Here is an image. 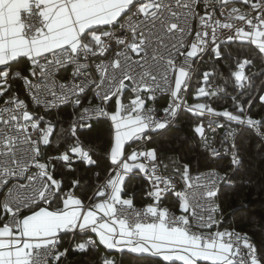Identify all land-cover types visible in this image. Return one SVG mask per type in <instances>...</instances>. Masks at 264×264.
Here are the masks:
<instances>
[{"label":"snow or ice","instance_id":"snow-or-ice-1","mask_svg":"<svg viewBox=\"0 0 264 264\" xmlns=\"http://www.w3.org/2000/svg\"><path fill=\"white\" fill-rule=\"evenodd\" d=\"M235 42L241 45L234 52ZM205 56L213 66L201 73ZM261 57L264 0H0V264H62L70 250L87 254L100 247L161 264H264V251L247 233L222 227L218 202L243 166L231 125L264 126L249 114L253 99L264 105V95L245 102L231 97L234 111L187 105L182 95L194 75H201L196 100L223 94L229 80L233 90L251 88L254 77L264 76V70L249 74ZM224 59L230 61L225 88H214L210 78ZM13 81L27 99L12 91ZM158 94L170 97L162 116L149 106ZM61 106L71 107L72 118L57 134L46 116ZM182 107L226 118L232 139L219 149L207 134L215 132L214 121L192 129L211 162L228 158L222 172L193 178L188 163L147 147ZM101 121L109 125L103 156L80 137ZM99 159L109 166L103 176L94 173L99 182L90 195L78 179L65 185L74 164L100 168ZM132 175L148 184L151 203L140 208L126 198ZM169 193L180 215L161 206ZM68 234L72 241L63 248ZM96 264L118 262L102 254Z\"/></svg>","mask_w":264,"mask_h":264},{"label":"trees","instance_id":"trees-1","mask_svg":"<svg viewBox=\"0 0 264 264\" xmlns=\"http://www.w3.org/2000/svg\"><path fill=\"white\" fill-rule=\"evenodd\" d=\"M241 42H235L231 45V50L236 51ZM254 47V46H253ZM243 52L249 53V46L245 42L243 44ZM256 52L253 50L250 57H255ZM241 58H244L243 56ZM256 66L253 73H258L263 70L262 57L253 59ZM230 61L223 60L226 71H221V80L228 79ZM264 80V76L254 77V86L242 91L233 90L234 85L232 81H228L225 96L213 101L217 109H234L233 100L231 97L235 96L242 102L247 101L262 95L259 88ZM14 88L21 91V83L14 82ZM247 107V104H245ZM250 113L260 119H264V105L258 99H253ZM52 117L57 115L52 114ZM72 118L70 107H64L59 111L58 121L56 124V133L58 134L61 128L67 129V123ZM200 118L184 113L181 118L180 127L172 129L162 136L154 138L151 146L157 148L158 154L161 157L177 158L181 163H188L190 171H197L206 168H220V165L228 163V158H221L216 162H211L206 153L200 147V141L194 135L192 129L195 124L199 123ZM264 129V126H262ZM109 125L101 121L93 123L90 131H83L80 133L81 139L87 138V141L95 149L97 153L103 156L108 145ZM53 137V147H55V139ZM103 144V147L98 145ZM237 149L243 161L242 168L232 177L236 182L235 187L227 188L220 194V202L224 214L235 210V214L224 223L225 227H234L236 230L247 232L253 239L258 251H264V145L255 136V134L248 128L243 129L237 138ZM64 149L61 148L60 151ZM49 154H54L52 149H48ZM96 157L94 156V159ZM167 162V160L165 161ZM100 168L87 167L82 164H74L75 171L67 172L64 177V183L67 186L72 180L78 179L81 184H87V189L90 195L99 182L94 173L100 172L103 176L109 166V161L106 159H99ZM60 166L58 165V168ZM133 178L132 185L127 189V195L134 198L135 203H144L146 201V194L148 184L139 176H130ZM79 194V191L77 192ZM174 209L178 210V204L174 201L171 204ZM69 237L64 236L62 247H69ZM78 241V237H77ZM106 255L109 258H115L118 264H161L160 258L150 257L148 255L137 256L127 252L117 253L115 251H106L100 247L98 251H90L87 254L69 251L63 264H96L101 255ZM181 264V262H175ZM198 264H210V262L198 261Z\"/></svg>","mask_w":264,"mask_h":264},{"label":"built area","instance_id":"built-area-1","mask_svg":"<svg viewBox=\"0 0 264 264\" xmlns=\"http://www.w3.org/2000/svg\"><path fill=\"white\" fill-rule=\"evenodd\" d=\"M262 62H263V70H264V57H262ZM217 65H218V63L215 65V67H216V69H217V73H218V75L215 76V77L210 78V81H211V84H212V86H213L214 88L218 87V88L224 89V88H225L224 82L220 79L221 76H222V75H221V71L218 69ZM212 66H213V65H212V62H211V58L208 57V56H205V57H204V63L199 64L200 72L202 73L203 71L210 69ZM255 68H256V66H255V64H254V62H253V65H252L251 69H249V74L253 73L254 70H255ZM200 81H201V75H194L192 81L190 82V89H189V91L182 93V95L184 96V98H185V100H186L187 105H192V104H195V103H206V104H209L212 108H214V106H213V101L216 100V99H219V98L224 97L226 91H225L223 94L218 95V96H212V97L207 98V99L196 100V99L194 98V93H195V91H196V88L199 86V82H200ZM263 81H264V80H263ZM235 90H236V91H242V90H244V89L236 88ZM10 94H11V93H10ZM17 94H18V93H17ZM19 96H20L21 99H27V97H23V96H21V95H19ZM3 101H4V98H0V105L3 104ZM169 102H170V97H169L167 94H158V95H157V99H156V101H155V102H151V101H150V102H149V106H153V107H155L156 109L160 110V113H159V114L162 116V115H163V113H162V109H163L164 107H166V106L169 104ZM68 107H70V106H68ZM62 108H64V106H61L59 109H54V110H52V111L46 116V119H50V120H52V121L55 123V125H56V124H57V121H58V116L54 118V117H52L51 115H52V114L57 115V114L59 113V111H60ZM70 108H71V107H70ZM214 109L217 110V111H223L225 108H224V109H216V108H214ZM31 110H35V111H38V112H42V110L39 109V108H35V109H31ZM184 113H189V114H192V115H194V116H196V117L202 119V123H204L206 126H207V124L209 123L210 120H211V121H214V123L212 124V127H213L214 129H216L215 132H210V131L207 132V134H208L210 140H212V141L214 142V143H213V146H214V147H216V148H218V149L221 148V143L225 140L226 137L228 138L229 142H231V139H232V138L227 136V134H228V132H229V126H228V123H227L226 118H224V117H214V116H210V115H208L207 113H206L203 117H200V116H198V115H196V114H194V113L189 112V111H188L186 108H184V107H182L180 110H178L177 117L175 118L173 124H172L167 130H164V131H162L161 133H158V134H152V135H153V139L156 138V137H158V136H162V135H164L165 133H167L168 131H170V130H172V129H177V128H179V127H180V124H181V118H182V116H183ZM249 114H250L253 118L260 119V118H257V117H255V116H253L251 113H249ZM200 123H201V122H200ZM217 124H224L225 127H224L223 129H221V128H217V127H216ZM231 128L236 129V132L238 133V134L235 136V143H236V146H237V138H238L239 133H240L243 129L247 128V127L238 128V127L236 126V124L233 122L232 125H231ZM248 129H250V128H248ZM206 130H207V129H206ZM250 130L255 134V136H256V137L261 141V143L264 145V129H263V127H259L258 129H250ZM153 139H152V140H153ZM224 146L226 147L227 145H224ZM147 147L152 148L153 146H151V143H149V144H147ZM200 147H201V145H200ZM201 149L204 151V149H203L202 147H201ZM61 152H62V151H61ZM204 152H205V151H204ZM57 154H58V153H54V154H50V155H57ZM222 158H227V157H226V156H223V154H222ZM213 169H216V170L221 171V170L218 169V168H213V167H211V168L201 169V170H197V171H190V174L192 175L193 178H195V177H196L197 175H199L200 173H205V172H208V171L213 170ZM221 172H222V171H221ZM164 174L167 175L168 173H164ZM10 186H11V185H10ZM177 190H180V189H177ZM3 191L6 192L7 189H4ZM168 195H174V194L169 193V194L166 195V197H167ZM0 197H1V200H2V199H3V192H0ZM146 199H147V200H146L145 203H135V202H134V205H135L137 208H140V207H143V206H144L145 204H147V203H151V201L147 198V194H146ZM164 199H165V198H164ZM164 199H163L162 202H161V206H162V207H167V208H169V210H170L171 212L175 213L176 215H180V214H181L180 211H178V210H176V209L170 207L169 205H167V204L164 202ZM218 202L221 204V202H220V198H219V201H218ZM221 208H222V206H221ZM222 227H224V223L222 224ZM237 231H239V230H237ZM239 232H241V233H247V232H243V231H239ZM247 234H248V233H247ZM248 236H249V238H250L251 243H253V244L255 245L253 237H252L250 234H248ZM71 241H72V238H71ZM71 241H70V242H71ZM64 261H65V259L62 260V264L64 263Z\"/></svg>","mask_w":264,"mask_h":264},{"label":"crops","instance_id":"crops-1","mask_svg":"<svg viewBox=\"0 0 264 264\" xmlns=\"http://www.w3.org/2000/svg\"><path fill=\"white\" fill-rule=\"evenodd\" d=\"M217 67H218V69L220 70H222V68L220 67V65L218 64L217 65ZM223 71V70H222ZM225 71H226V68H225ZM14 82H16V81H13V87H12V91L13 92H17L19 95H21V96H23V97H26L25 96V94H24V91H23V86H22V84H21V91H19V90H17V89H15L14 88ZM213 106H214V108H216V106L213 104ZM217 109V108H216ZM225 109H227V110H229V111H234V109H229V108H225ZM59 114V113H58ZM58 114H57V116H58ZM200 122H202V119H200V121H199V123ZM134 176H136V175H134ZM132 181H133V178L131 177H129L127 180H126V185H127V189L128 188H130V186L132 185ZM78 194V193H77ZM128 197V195L126 196V198ZM0 200H1V197H0ZM147 200V199H146ZM174 201H176V198H175V196L174 195H168L165 199H164V202L167 204V205H169L170 207H172L173 208V206L171 205V204H173L174 203ZM146 202V201H145ZM144 202V203H145ZM175 208V207H174ZM179 209V208H178ZM223 212V211H222ZM224 214V213H223ZM227 214V213H226ZM232 214V213H231ZM225 215V214H224ZM232 216V215H231ZM231 218V217H230ZM229 218V219H230ZM224 223H226V222H224ZM225 227V226H224ZM226 228V227H225ZM66 236H68L69 237V239H70V241H71V238H72V236H71V234H68V235H66ZM81 238L80 237H78V241L80 240ZM69 241V242H70ZM112 251H115V250H112Z\"/></svg>","mask_w":264,"mask_h":264},{"label":"water","instance_id":"water-1","mask_svg":"<svg viewBox=\"0 0 264 264\" xmlns=\"http://www.w3.org/2000/svg\"><path fill=\"white\" fill-rule=\"evenodd\" d=\"M218 64L220 65V67L222 68V70L225 71V66L223 64V61L219 62ZM231 213L232 212H229V213H227V214L224 215L225 216V222H227L229 220V218L231 217V215H230Z\"/></svg>","mask_w":264,"mask_h":264},{"label":"rangeland","instance_id":"rangeland-1","mask_svg":"<svg viewBox=\"0 0 264 264\" xmlns=\"http://www.w3.org/2000/svg\"><path fill=\"white\" fill-rule=\"evenodd\" d=\"M262 95H264V92L262 93Z\"/></svg>","mask_w":264,"mask_h":264}]
</instances>
